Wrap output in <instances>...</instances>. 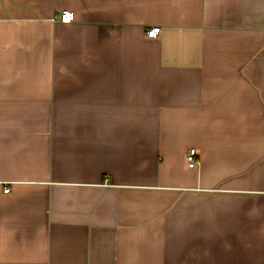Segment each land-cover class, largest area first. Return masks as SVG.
Returning <instances> with one entry per match:
<instances>
[{"label":"crops","instance_id":"obj_1","mask_svg":"<svg viewBox=\"0 0 264 264\" xmlns=\"http://www.w3.org/2000/svg\"><path fill=\"white\" fill-rule=\"evenodd\" d=\"M0 264H264V0H0Z\"/></svg>","mask_w":264,"mask_h":264},{"label":"built area","instance_id":"obj_2","mask_svg":"<svg viewBox=\"0 0 264 264\" xmlns=\"http://www.w3.org/2000/svg\"><path fill=\"white\" fill-rule=\"evenodd\" d=\"M61 21L71 22L75 19L72 11L65 10L57 16ZM161 30L160 26H152L147 29V34L150 37H155ZM186 158L190 166L194 167L198 163V150L195 147H191L187 151Z\"/></svg>","mask_w":264,"mask_h":264}]
</instances>
